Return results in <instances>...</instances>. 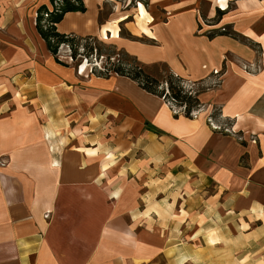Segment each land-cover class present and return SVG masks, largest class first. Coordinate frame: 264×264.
<instances>
[{
  "label": "crops",
  "instance_id": "0c3cea01",
  "mask_svg": "<svg viewBox=\"0 0 264 264\" xmlns=\"http://www.w3.org/2000/svg\"><path fill=\"white\" fill-rule=\"evenodd\" d=\"M198 1L149 0L142 32L116 7L101 18L108 0L56 24L194 81L224 59L188 118L127 77L81 73L61 47L57 62L36 29L49 0H0V264H264V0H208L258 51L199 33ZM214 108L240 138L207 124Z\"/></svg>",
  "mask_w": 264,
  "mask_h": 264
},
{
  "label": "rangeland",
  "instance_id": "374dc122",
  "mask_svg": "<svg viewBox=\"0 0 264 264\" xmlns=\"http://www.w3.org/2000/svg\"><path fill=\"white\" fill-rule=\"evenodd\" d=\"M209 1L208 0H199L197 2V10H196V15H198V27L197 30L199 31V33H205L207 34L208 31H211L210 34L214 35L216 33H222L225 32L228 35L232 36L233 38H235L238 41H242L243 43H245L246 45L251 46L253 49H255V51L257 50V45L254 44L253 42L249 41V39H244L241 38L237 32H235L233 29L227 27L226 25H224L222 22H219V18L217 15V12L211 16L208 15V8L209 6ZM111 6L116 7L117 9H119V15L120 18L123 17V19H125L126 22H131L133 23L134 26V31H136V29H138L140 32L143 31L142 27L144 28H148L151 26H146L148 24H153V20H154V16L152 14H150V7H149V0H108V3L106 4V7L103 10V15L101 16L104 17L106 15V13L111 10ZM128 12H130V15L128 14ZM144 15V16H148V19L146 18H140L138 19L139 15ZM157 18L155 22H157V19L162 18L164 21L167 20L168 16L167 14H160L159 13V17L155 16ZM122 19V20H123ZM120 29V36L121 37H126L130 40H134L138 43H143V44H154V41L148 40L146 39L147 36L144 35V33H139L138 35H135L134 37H132L125 26H123L122 24L119 27ZM149 29V28H148ZM147 29V30H148ZM149 32V30H148ZM150 33V32H149ZM209 35V34H208ZM95 40L97 42H89V41H84L83 43V48H81V46H79V52H84L87 53L88 51V47L92 44L93 47L97 48L99 53L101 54L99 57H96V51L94 49V51L92 52L91 55L88 56V59H84V58H78L77 60H71L69 57V48L66 45H62L60 48V57L63 60L69 61L71 62L81 73H86L88 75H93L92 72H90V70L93 68V70H95L96 72L103 70L104 66H109V62L110 63H114L117 62L118 59L121 58H125V56L129 57V58H134L136 59L138 62L141 63V65L144 67V70L150 74L153 77H156L158 79H162L165 76V73L163 72V69L160 67V64H165V66L167 67L168 71L172 72V67L169 65V61L164 59V62L166 61V63L161 62V61H155V62H145L140 60L139 58H137L135 55H131L129 54L126 50L122 49L121 47L115 45L111 39H107V38H103L102 37H94ZM88 44V47H86L85 45ZM155 45V44H154ZM159 55L161 52H158ZM171 53V50L168 49V52L164 55H168ZM163 57V56H162ZM225 64H224V59H223V63L221 64V66L217 67L216 70L218 72L214 73L213 71H211V73H209L206 78H205V82L200 81L201 83H198L199 81H194L192 79L189 78H183V80L186 83V86L190 87L193 85V88H195L194 82H197L196 86H204V88L206 87V89L204 90V92H208L211 91L212 89H215L219 82L221 81V77L224 73L225 70ZM243 67L245 69H252V70H258L259 69V65H258V61L253 62L251 64H243ZM173 73V72H172ZM174 74V73H173ZM111 75H116L114 73H112ZM182 83V84H183ZM208 87V88H207ZM166 102V101H165ZM219 112V109L214 108L213 112ZM182 114V113H181ZM225 122H227V120H225ZM233 123V121H232ZM228 124H230V122H228ZM235 136L237 138H240L241 135L237 132L235 134Z\"/></svg>",
  "mask_w": 264,
  "mask_h": 264
},
{
  "label": "trees",
  "instance_id": "16d2710c",
  "mask_svg": "<svg viewBox=\"0 0 264 264\" xmlns=\"http://www.w3.org/2000/svg\"><path fill=\"white\" fill-rule=\"evenodd\" d=\"M49 2V7L42 5L37 9L36 29L39 35L45 41L47 49L54 56L55 60L63 64L57 58V53L62 45H66L69 48L70 57L73 61L80 57L88 59V56L92 54L94 49L96 51V57H99L101 54L97 48L92 46V44L89 47L88 44L85 45L88 47L87 53L79 52L78 47H84L82 42H97L94 37H76L70 34L60 33L56 29V24L61 21L65 13L72 11H85L83 0H49ZM221 14H223V11L219 10L217 15L220 16ZM221 34L227 33L222 32ZM211 36L213 35H209V37ZM160 67L165 73V76L162 79L151 76L144 70V67L140 62L134 58L125 56V58L118 59L117 62H109V66H104L103 70L96 72L92 68L91 72L96 76L104 78L111 76L112 73L127 77L135 81L138 86L146 92L156 95L166 102L173 100L176 105H183L184 116L191 118V111L199 108L202 105L199 96L204 92L206 87L204 88V86L199 85L196 86L197 82H194L195 88L186 89L182 84L184 81L182 77L168 71L165 64H160ZM212 116H218L216 111Z\"/></svg>",
  "mask_w": 264,
  "mask_h": 264
},
{
  "label": "built area",
  "instance_id": "2783aa9c",
  "mask_svg": "<svg viewBox=\"0 0 264 264\" xmlns=\"http://www.w3.org/2000/svg\"><path fill=\"white\" fill-rule=\"evenodd\" d=\"M92 71V69L90 70V72ZM214 73H217V70H214ZM185 82V81H183ZM183 86L186 88V89H193V85L188 87L186 86V83H183ZM169 107L171 108L172 112L175 114V115H178V114H183L184 115V106H179V105H176L173 100H169L166 102ZM202 105L195 109V110H192L191 113H190V117L191 118H195L197 116V114L200 112V110L202 109L201 108ZM213 111H211V113H209L206 117V122L207 124L215 131H219V132H222V133H225V134H233L235 135L237 132L234 131L233 129V124L230 122V124H228L229 121L225 122V119H223L221 117V120L218 122L216 120V117H213ZM219 116V115H218Z\"/></svg>",
  "mask_w": 264,
  "mask_h": 264
}]
</instances>
